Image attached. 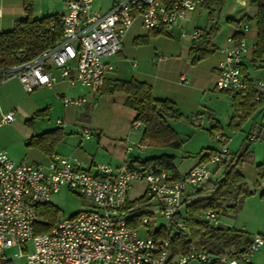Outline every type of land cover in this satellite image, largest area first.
<instances>
[{"label": "built area", "instance_id": "1", "mask_svg": "<svg viewBox=\"0 0 264 264\" xmlns=\"http://www.w3.org/2000/svg\"><path fill=\"white\" fill-rule=\"evenodd\" d=\"M58 1L65 8L61 17V37L36 58L0 69V85L17 78L23 90L31 93L39 87L51 86L56 80L52 70H57L59 79L68 85L98 87L104 75L113 70L103 59L120 53L122 38L136 20L146 30L167 33L189 11L204 3V0H123L100 15L93 10L91 0ZM248 27L247 23L242 25L244 30ZM199 36L198 31H192V40ZM255 49V45L249 46L244 39H239L224 51V58L217 66L215 88L238 96V104L249 92L242 78L241 65L246 55ZM179 80L186 83L188 79L181 76ZM254 86L258 93L252 102L260 100L259 89L264 88V82L257 81ZM62 99L65 106L91 104L85 97ZM199 118L191 116L192 120ZM13 119V112L6 113L0 125ZM57 124L65 126L61 120ZM131 128L142 132L143 126L140 121L133 120ZM89 135V130L83 131V136ZM216 140L221 144L219 149H206L197 164L176 177L171 171L146 167L135 160H128L116 171L106 164L91 171L71 156L53 155L45 166L19 164L0 149V263L6 260L12 264L249 263L254 253L264 246V236H253L241 249L232 244L221 246L218 253L212 254L191 247L185 255L171 256L168 240L143 236L128 225V192L134 184L143 183L142 196L158 207L166 232L189 235L180 216L181 209L209 196L213 190L190 193L208 183L216 186L219 179L214 178L211 167H222L230 156L227 139L220 134ZM148 146L149 141L143 139L129 145L127 151L135 148L142 151ZM62 187L90 198L93 206L60 219L47 232L36 233L38 206L50 203L51 195ZM218 218L214 211L203 214V219L213 226H219ZM147 220L145 217L143 223ZM11 248H16L17 252L13 259H7L5 251ZM18 258L23 261L16 263Z\"/></svg>", "mask_w": 264, "mask_h": 264}, {"label": "crops", "instance_id": "2", "mask_svg": "<svg viewBox=\"0 0 264 264\" xmlns=\"http://www.w3.org/2000/svg\"><path fill=\"white\" fill-rule=\"evenodd\" d=\"M120 1L123 0H91V4L93 10L102 15L109 11L114 3ZM23 2L24 0H0V32L9 31L15 20L25 16ZM242 3L244 7L237 14L234 15L232 7L224 14L219 9L217 17L213 8L209 11L208 7L211 6L203 3L189 11L185 18L178 21L177 25L167 33L155 34L153 31L146 30L139 20H136L122 38L120 53L103 59L104 62L112 65L113 70L104 75L103 81L98 87L68 85L59 79L57 70H52V75L56 78L55 82L51 86L35 89L39 90L40 96L45 101L43 105L46 107L37 110L30 119L25 121L27 130L20 127L23 132L26 131L22 137L26 139V146L29 148L22 152H14L9 139L0 133V149L5 150L8 156L19 164L45 166L53 155L71 156L79 159L83 166L91 171H95L100 164H106L113 171H116L128 160L140 161L137 150L127 151V147L135 143V139L138 142L143 140L142 132L139 139L132 138L131 123L136 113L125 106L123 93H106L102 90L107 89L115 80L133 79L144 82L151 87L154 98L170 101L182 117L187 115L188 118L190 115H198L199 119L190 120L196 122L202 130L208 131L211 137L213 136L211 131L213 128L218 129V131L221 129L219 133L227 139L226 145L230 155L239 151L248 138L249 148L240 172L248 186L254 189V193L244 200L240 211L232 219L233 223L226 225V227L244 232L249 239L252 235L264 236V198L260 197L261 190H264V180H258L257 174V166L264 164V128H262L264 127V105L257 108L247 120L237 129H234L233 126L236 122L231 124L234 112L231 117L229 116V108L230 106L233 107L232 97L229 93L223 94L224 91H218L215 88L218 63L223 60L224 51L236 43L234 37L240 36V39H244L249 46H254L257 43V7L250 4L249 0H242ZM64 13V5L58 0H33L32 16L34 18L54 14L61 18ZM234 23L239 24L235 25ZM244 23L249 25L246 30L242 28ZM214 25L217 27V31L211 41L212 52L198 63H192L189 56L191 47L199 44L202 35ZM195 30L200 33V36L198 39L192 40L191 33ZM144 37H149L146 43L135 42ZM162 39L167 41L164 43L162 41L156 42V40ZM141 47L144 49L141 50ZM130 59H133L134 62L131 63L132 60ZM243 68L253 84V88H255L254 85L257 81L264 82L262 58L253 62L252 53H248L243 60ZM254 74L256 76H253ZM181 76L188 79L186 83L180 82ZM13 84L22 88L17 78H12L0 85V119L6 113L13 112L14 114V119L10 123L0 125V130L15 122V108H11L7 102ZM259 90L264 97V88ZM63 97H85L91 104L65 106ZM54 103L59 104L62 108H72L73 115L76 117L78 114V117H82L84 125L74 123V126L79 129L77 127L67 129L68 125L64 118L57 117L52 121L53 126L50 128L36 130L35 118H49ZM229 119L231 131H225L222 121L228 123ZM58 120L65 122V126L60 127L57 124ZM103 120H107V123H102ZM14 126H19V124ZM56 130L62 134V138L55 143L50 151L42 152L39 148L28 145L33 136ZM84 130L90 131L88 137L83 136ZM177 134L179 135L178 132ZM92 135L94 136L93 139L91 138ZM179 137L182 139L180 135ZM208 148L214 149L211 146L206 149ZM173 156L175 157L174 172L176 176H180L200 161L201 154L199 158L196 156L195 159L188 162V166L185 168L182 167L183 161L177 159L176 155ZM211 168L216 180L223 177L222 167ZM133 188L138 190L140 194L133 198L128 192V200L130 201L143 195L145 185L137 183L131 187V189ZM150 204L158 208L154 203ZM153 216L155 218L154 213ZM157 216L161 218L159 212ZM155 225L163 224L157 225L155 219ZM27 247L31 250L30 243H27ZM22 261L23 258L15 260L16 263ZM247 264H264V246L254 253L251 261Z\"/></svg>", "mask_w": 264, "mask_h": 264}, {"label": "trees", "instance_id": "3", "mask_svg": "<svg viewBox=\"0 0 264 264\" xmlns=\"http://www.w3.org/2000/svg\"><path fill=\"white\" fill-rule=\"evenodd\" d=\"M222 2V0H204L208 6L213 3L221 5ZM249 3L256 6L258 10L256 18L258 36L256 49L252 52V61L255 62L262 58V62H264V0H249ZM23 8L25 16L15 20L9 31L0 32V69L36 58L43 50L53 46L62 35L61 18L58 15L34 18L32 16L33 0H24ZM234 24L238 25L239 23ZM216 31L217 27L212 26L209 31L202 35L200 43L191 47L189 56L192 63H198L212 52L211 41ZM148 38H140L135 42L146 43ZM234 39L238 42L240 36L236 35ZM241 74L249 92L240 104L237 103L239 97L231 95L234 108L231 124L236 122L233 126L234 129H237L247 120L257 108L264 105V97L261 94L259 101L252 102L258 90L253 88V84L245 74L243 64L241 65ZM102 92H121L125 95L124 104L136 113L134 120L141 122L143 126L142 138L147 139L151 147L179 149L182 146L183 140L167 122L168 119H180L182 115L170 101L154 98L149 85L133 79L115 80ZM61 138L62 134L58 130L50 131L39 136H33L28 145L35 146L42 152H47ZM248 148L249 140L247 138L242 148L230 155L229 160L222 165L223 179L216 186L214 183H208L199 190L190 193L192 195L202 193L205 190H213L208 197L196 200L191 205L181 209L180 216L186 224L189 235L183 232L169 234L163 225L156 226L153 213L148 210L151 207L150 201L145 196L128 202L129 227L156 240H168L171 256L185 255L191 247L212 254L218 253L221 246L232 244L241 249L250 240L244 232L210 225L203 219V214L205 211H214L218 215L233 218L240 211L244 200L253 195L254 189L248 186L240 172ZM174 159L175 157L172 155L161 154L138 162L143 166H152L160 171H171L176 177L173 166ZM257 172L258 180H264V164L257 166ZM260 197L264 198V190H261ZM145 217H148V220L143 223ZM58 221V209L51 203L42 204L37 208L35 232H47ZM0 264H12V262L6 260Z\"/></svg>", "mask_w": 264, "mask_h": 264}, {"label": "rangeland", "instance_id": "4", "mask_svg": "<svg viewBox=\"0 0 264 264\" xmlns=\"http://www.w3.org/2000/svg\"><path fill=\"white\" fill-rule=\"evenodd\" d=\"M222 1L223 2L221 5H217L216 3H213L211 5V8H213L215 12L220 9L221 13L224 14L228 10H230V8L233 7L234 9L233 12L235 15L238 12H240V10H242V8L244 7L242 0H222ZM157 41H162L164 43V41H167V40L162 39V40H156V42ZM140 49L142 50L144 48L141 47ZM134 59L137 61L136 57H134ZM130 60H132L131 63L134 62L133 59H130ZM253 76H256V74H254ZM38 91L39 90H35L34 92L26 93L17 84H13L10 90V97L8 98L7 102L9 103V105H11V108H15L14 112H15L16 118H15V122L1 128L0 133L1 134L3 133L5 137L9 139L11 148H13L14 152L16 151L22 152L29 148L26 146V143H27L26 139L22 137L23 135L26 134L25 133L26 131L23 132V129H21L20 127H24V129L27 130V126H25L26 125L25 121L27 119H30L34 112L40 109H44L46 107L45 105H43L45 101L42 98V96H40V93ZM223 94H227V93L223 92ZM229 110H230L229 116L231 117V115L234 112L233 107L230 106ZM63 111L65 113L64 115H63ZM73 114L74 113H73L72 108H69V107L62 108L60 107L59 104L54 103L52 105V110L49 113V118L47 119H41L40 117L35 118L34 120L35 128L36 130H39V131L45 130L46 128H50L51 126H53L52 121L57 117L64 118V120L67 122V125H68L67 129L76 128L77 126H74V123L83 124L82 121L84 120L82 119V117H78V114L76 117ZM186 116L187 115H185L184 117H181L180 119H168L167 120L168 124L176 132H178L181 138L184 140V143L179 149L177 150L171 149V148L160 149V148H154V147L148 146L142 151H139L137 148H135L139 153L140 160L157 157L161 154H167V155L173 154L177 156V159H180L183 161L182 167L185 168L188 166V162H191L192 159H195L196 156L199 158L200 154H202L208 146H211L214 149L220 148L221 144L217 142L216 137L220 135L219 131L221 129H219L218 131V129L213 128L211 130L213 136L211 137L208 131L202 130L201 128H199V125L196 122L191 121L192 120L191 116L193 115H190V117L188 118ZM223 122L224 120L222 121V124L225 128L224 130L231 131L229 127L230 119L228 123H223ZM17 123L19 124V126H14ZM102 123H107V120H103ZM131 131H132V136H133L132 138L134 137H136L137 139L140 138V134H141L140 130L136 131V130H133L132 128ZM91 138L93 139L94 136L92 135ZM135 143H139V142L135 139ZM139 194H140L139 191L136 190L135 188L129 191L130 197H133V198L138 196ZM49 201L53 206H55L58 209L59 220L63 218H67L70 215L80 210H86V209H89L91 206H93V203L90 198L86 196H79L71 192L65 187H62L59 192L52 194ZM148 210L155 214L157 225L165 223L164 219L159 218L157 216L159 212L158 208H156L155 206H151L149 207ZM232 219L233 218H228V217L219 215V218H218L219 225L222 227H226V225L228 226V224L233 223ZM141 235L144 236V234H141ZM253 236L255 235H252L251 238ZM16 252H17L16 248L7 249L5 251L6 258L13 259ZM238 263L247 264V263H244L243 261H239Z\"/></svg>", "mask_w": 264, "mask_h": 264}, {"label": "water", "instance_id": "5", "mask_svg": "<svg viewBox=\"0 0 264 264\" xmlns=\"http://www.w3.org/2000/svg\"><path fill=\"white\" fill-rule=\"evenodd\" d=\"M217 15H218V11H216V13H215V16H216V17H217ZM222 179H223V177H221V178L218 180V182H220Z\"/></svg>", "mask_w": 264, "mask_h": 264}]
</instances>
